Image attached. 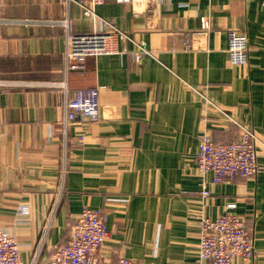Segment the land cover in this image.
Masks as SVG:
<instances>
[{
    "label": "crops",
    "instance_id": "obj_1",
    "mask_svg": "<svg viewBox=\"0 0 264 264\" xmlns=\"http://www.w3.org/2000/svg\"><path fill=\"white\" fill-rule=\"evenodd\" d=\"M88 2L0 0V229L19 263H51L88 207L103 211L109 232L100 259L197 264L202 219L232 211L255 250L233 264H264L262 0H104L95 19L83 16ZM103 21L128 36L117 45L125 53L67 61L65 35ZM230 29L246 35L245 66L229 63ZM88 88L98 90V121L65 126L67 100ZM233 123L254 129L258 171L214 184L195 167L199 137L227 142Z\"/></svg>",
    "mask_w": 264,
    "mask_h": 264
},
{
    "label": "built area",
    "instance_id": "obj_2",
    "mask_svg": "<svg viewBox=\"0 0 264 264\" xmlns=\"http://www.w3.org/2000/svg\"><path fill=\"white\" fill-rule=\"evenodd\" d=\"M118 4L143 5L147 0H114ZM104 0H89L87 5L80 4L84 17L96 18L94 7L102 5ZM264 6V0H262ZM3 21L0 18V38ZM99 30L89 33L65 35V58L75 61L87 57H99L124 54L119 50V40H129L128 36L115 28L108 21H103ZM201 27L207 28V23L201 19ZM229 63L233 66H245L248 59L247 38L244 33L230 29L226 32ZM188 38V35H186ZM134 53L136 63L141 62L142 48ZM98 90L88 88L76 90L65 104V126L77 125L82 122L98 121ZM205 107H214L204 98ZM223 114V111L220 110ZM237 134L229 141L215 143L208 132L202 133L198 141L195 156V167L200 175L211 174L214 184L230 181L235 178L245 180L254 177L258 171L257 147L259 139L252 127L233 123ZM207 197L209 192H201ZM234 205H228L231 210ZM18 214L24 218L28 209L19 207ZM22 218H19L22 219ZM109 232L105 224V215L99 209L83 207L73 219L65 243L55 247L52 262L49 264H139L126 258L115 260L99 258V250L108 239ZM255 256L252 234L245 221L232 211L219 215L215 219H202L200 223L197 264H233L236 260L252 261ZM0 264H20L18 245L12 235L0 229Z\"/></svg>",
    "mask_w": 264,
    "mask_h": 264
}]
</instances>
